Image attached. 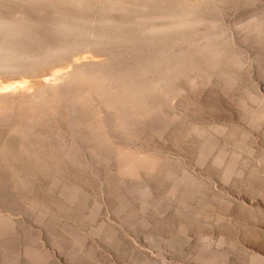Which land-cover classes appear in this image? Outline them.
<instances>
[{
    "label": "rangeland",
    "instance_id": "374dc122",
    "mask_svg": "<svg viewBox=\"0 0 264 264\" xmlns=\"http://www.w3.org/2000/svg\"><path fill=\"white\" fill-rule=\"evenodd\" d=\"M0 107V264H264V0H0Z\"/></svg>",
    "mask_w": 264,
    "mask_h": 264
},
{
    "label": "bare ground",
    "instance_id": "6f19581e",
    "mask_svg": "<svg viewBox=\"0 0 264 264\" xmlns=\"http://www.w3.org/2000/svg\"><path fill=\"white\" fill-rule=\"evenodd\" d=\"M107 24V23H106ZM218 39V38H217ZM99 41V40H98ZM65 49V48H64ZM11 53V52H10ZM62 78V77H61ZM75 79V78H74ZM72 81V80H71ZM74 81V80H73ZM75 83V82H74ZM55 84V83H54ZM69 85H71V84H69V83H62V84H60V86H61V89H66V88H68V86ZM72 85H73V82H72ZM6 86V85H5ZM4 86V87H5ZM3 87V86H2ZM51 87V86H50ZM50 87H48V88H50ZM70 87V86H69ZM6 88H7V86H6ZM13 88V87H12ZM47 88V87H46ZM55 88V87H54ZM45 90V89H44ZM52 90V89H51ZM40 91V90H39ZM42 91V90H41ZM48 91V90H47ZM56 92V91H55ZM64 92V91H63ZM45 94H47V93H45ZM32 97V96H31ZM34 98H38V97H34ZM33 98V99H34ZM6 102H8V101H6ZM5 102V103H6ZM11 103H13V102H11ZM14 104V103H13ZM20 105V104H19ZM22 108V107H21ZM16 109H17V107H16ZM19 110H20V108H19ZM18 113V112H17ZM21 113H25V112H20L18 115H21ZM72 114V113H71ZM74 114V113H73ZM15 115H16V110H15V108L14 107H0V123H2V122H6V121H10L11 119H13L14 117H15ZM79 115V114H78ZM73 116V115H72ZM24 117H25V115H24ZM24 117H22V118H24ZM157 118V117H156ZM13 122V121H12ZM2 124H8V123H2ZM10 124V123H9ZM2 126V125H1ZM3 127V126H2ZM28 127V126H27ZM4 128V127H3ZM29 128V127H28ZM14 130V129H13ZM82 146V145H81ZM84 147V146H83ZM86 148V147H85ZM57 149V148H56ZM2 150V149H1ZM86 150H87V148H86ZM86 150L84 151L85 153H86ZM90 153V152H89ZM42 161V160H41ZM75 164V163H74ZM188 184H192V183H188ZM193 184H194V182H193ZM192 184V185H193ZM61 185V184H60ZM177 185H179L178 183H177ZM176 185V186H177ZM175 186V187H176ZM178 187V186H177ZM145 189V188H144ZM152 190H150L149 188L145 191V194H147V195H149L150 194V192H151ZM168 211V210H167ZM156 240V239H155ZM158 240V239H157ZM156 240V241H157ZM209 263V262H208ZM215 263V262H214ZM217 264V263H216Z\"/></svg>",
    "mask_w": 264,
    "mask_h": 264
}]
</instances>
